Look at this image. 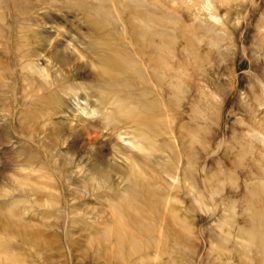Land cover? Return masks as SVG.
I'll return each mask as SVG.
<instances>
[{
    "label": "rangeland",
    "instance_id": "rangeland-1",
    "mask_svg": "<svg viewBox=\"0 0 264 264\" xmlns=\"http://www.w3.org/2000/svg\"><path fill=\"white\" fill-rule=\"evenodd\" d=\"M87 4L97 0H0V264H17L5 248L22 264H117L113 208L138 168L186 230L171 264H257L247 200L264 192V0H106L107 20ZM135 9L169 15L154 27L169 28L190 76L144 140L131 118L159 90L124 100L99 60L104 36L124 32L116 42L134 48Z\"/></svg>",
    "mask_w": 264,
    "mask_h": 264
},
{
    "label": "bare ground",
    "instance_id": "bare-ground-1",
    "mask_svg": "<svg viewBox=\"0 0 264 264\" xmlns=\"http://www.w3.org/2000/svg\"><path fill=\"white\" fill-rule=\"evenodd\" d=\"M141 1L143 2V0ZM104 3L106 4V0H97V5H94V7L90 4H87V6L91 9L93 8L94 14L103 15L104 19L107 20L116 14V11L112 13V7ZM124 5V9L129 7L127 4ZM132 12L130 16L135 18V21L137 20L129 25L135 35L133 37L134 48L128 47L125 43L120 45L119 42H116L119 37H122L124 32H119L120 34L113 33L114 39L104 36L101 41L106 48L100 53L99 60L105 83L109 86L111 85L112 92L121 94L124 100L128 101L132 98V93L129 90L135 88L139 90L140 94H145L146 91L152 88L153 91L159 90L162 95L150 101L149 112L141 109L142 111L137 113L138 119L134 120L131 118L132 125L137 129V137L144 140L149 137V131L151 130L150 119L153 120L156 116H161V118H164L165 115L166 117L168 116V100L172 97H178L176 94L177 90L175 92L172 87L176 86V89H180L182 74L189 76V72H186L189 66L185 61L182 65L173 63L175 55L169 46V28L167 26L162 28L154 27L155 23H166V20L170 18L168 14L162 15L161 17L163 18H157L156 15L141 9H135ZM166 12L168 13V11ZM104 19L97 20L95 17L93 18L100 34L105 33L102 26L105 24ZM207 28L211 29L208 26ZM138 35L143 37L145 41L138 38ZM217 37L218 35H213L212 39ZM189 58L190 56L187 52L186 59L188 60ZM188 89L189 87L182 90L189 91ZM143 97L137 98L135 100L136 104L145 105V101H141ZM201 97L202 93L200 92L196 96V101H201ZM162 102L166 105L164 106ZM190 104L194 110L197 109L195 110L197 117L204 116V111L200 110L198 103L193 102ZM128 106L124 105V110H127ZM163 106L165 108H162ZM163 109H165L164 112ZM150 114H152V117H150ZM168 123L167 119L163 122L164 129L169 127ZM130 176L132 184L126 194L118 197V205L113 208L114 215L118 217V221H116L117 230L115 231L117 239L108 249V254L113 260L117 261V264H171V247L176 242L185 241L186 230L182 227L179 231L174 227L177 222L176 216L161 198H151V195H149L150 188L144 184L140 168L133 171ZM261 187L263 186L255 187L257 189L254 190L255 196L252 195L247 200L249 204L257 206L252 214L253 223L251 229L247 232V240L250 247H254L258 253L257 264H264V192L262 195L260 194L262 191L259 188ZM138 195L142 196L141 199L144 200H142V203L137 201ZM256 199L259 200V204ZM0 226H6L2 219H0ZM3 240L0 238V243L4 242ZM4 244H7V242ZM0 251H2V248ZM3 253L4 260L10 263L22 264L20 258L13 254L11 249L5 248ZM162 258L164 262L159 263L157 259Z\"/></svg>",
    "mask_w": 264,
    "mask_h": 264
}]
</instances>
